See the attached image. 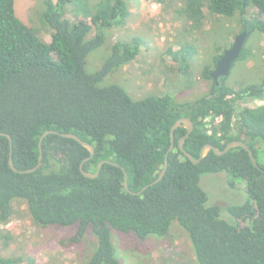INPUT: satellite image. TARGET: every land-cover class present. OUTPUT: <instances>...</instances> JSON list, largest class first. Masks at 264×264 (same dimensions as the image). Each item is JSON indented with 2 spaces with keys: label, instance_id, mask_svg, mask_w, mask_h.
<instances>
[{
  "label": "trees",
  "instance_id": "16d2710c",
  "mask_svg": "<svg viewBox=\"0 0 264 264\" xmlns=\"http://www.w3.org/2000/svg\"><path fill=\"white\" fill-rule=\"evenodd\" d=\"M181 2L191 28L203 24L206 11L214 21L234 19L241 30L247 29V39L252 32L264 35V0ZM129 3L45 0L37 23L27 25L16 14L15 0H0V133L12 139L10 149L8 139L0 135V227L20 215L15 207L23 203L36 229L76 227L61 242L66 249L80 245L90 230L94 246L78 264H121L115 233L138 242L149 237L169 241L170 226L176 223L189 239L194 264H264V104L242 106L246 100L264 99V73L256 83H230L225 77L216 86L209 73L222 54L217 43L212 65L199 73L207 90L195 98L159 93L133 100L116 84L100 86L108 74L138 55V39L109 37L127 22ZM251 8L259 19L246 20ZM99 48L108 56L90 74L85 70L87 56ZM251 52L243 46L237 60L253 59ZM180 70L189 76V90L196 83L194 74L189 66ZM180 118L193 124L183 144L193 159L205 144L222 151L229 142L241 141L257 166L239 147L222 156L209 151L193 164L178 148L186 133L180 127L174 131L163 178L139 194L127 192L122 169L133 193L153 182L171 144L170 128ZM49 130L76 135L93 147L94 155L83 162L90 156L86 148L50 134L42 141L38 169L26 174L12 171L10 153L16 169L36 166L38 140ZM102 161L110 163L101 166L96 178L82 175V162L83 170L93 174ZM210 174L215 175L208 182L220 178L225 187L244 191L246 201L208 205L200 181ZM11 240L9 232L0 230V246L7 248ZM30 262L0 255V264Z\"/></svg>",
  "mask_w": 264,
  "mask_h": 264
},
{
  "label": "rangeland",
  "instance_id": "374dc122",
  "mask_svg": "<svg viewBox=\"0 0 264 264\" xmlns=\"http://www.w3.org/2000/svg\"><path fill=\"white\" fill-rule=\"evenodd\" d=\"M44 1L15 0L17 16L27 25L36 24ZM51 1L56 3L57 0ZM182 6L181 0H130L127 22L120 29L112 30L109 37L111 41L138 39V55L108 74L100 86L116 84L133 100L159 93L189 100L188 98L204 93L208 83L199 79V73L205 65H212L216 44L222 45L223 52L231 47L234 37L242 30L234 19L214 21L215 18H210L206 11L203 24L199 28H191L189 20L181 12ZM66 17L73 19L70 12L66 13ZM254 18L260 17L257 16V10L251 8L246 20L251 21ZM231 32L233 35L237 34L233 37ZM42 36L44 40H49L48 35ZM246 40L243 46L248 52L252 51L254 58L244 60L245 62L236 60L227 75L230 83H256L264 73V35L252 32ZM189 51L191 54L188 56ZM177 52L180 53L175 56ZM107 56L104 48L91 52L86 59V72L94 74ZM187 66L190 67V73L194 74L191 77L196 82L189 90H185V78L189 76L180 70ZM263 104L264 99L246 100L242 106L254 107ZM214 175H204L200 181L207 195L208 205L222 206L225 202L242 204L246 201L244 191L225 187L220 178L217 183L208 182V178L211 179ZM15 209L20 215H16L6 226L0 227L1 233L9 232L12 237L10 246H0V255L3 257H20L24 263L30 259V264H78L77 260L90 253L94 246L89 230L80 245L66 249L61 242L75 232V226L39 230L34 227L23 203H19ZM170 230L169 241L149 237L138 242L133 237L115 233V237L119 236L115 245L121 264H194L193 251L186 233L176 223L171 224ZM25 255L26 258H23Z\"/></svg>",
  "mask_w": 264,
  "mask_h": 264
},
{
  "label": "water",
  "instance_id": "95a60500",
  "mask_svg": "<svg viewBox=\"0 0 264 264\" xmlns=\"http://www.w3.org/2000/svg\"><path fill=\"white\" fill-rule=\"evenodd\" d=\"M248 36V31L247 29H243L238 35H236L234 37V40H233V43L231 45L230 48L224 50L220 56L219 59H217L216 63H215V67L214 69L209 73V76L214 80L215 82V85H219L220 81L227 77V75L229 74V71L233 65V63L239 58V55L241 53V50L243 48V45H244V42L246 40ZM184 128L186 130V133L185 135L178 141V148L179 150L184 154V156L189 159L190 162H192L193 164H198L202 159H204L206 157V155L208 154L209 151H212L214 154H216L217 156H222L223 154H225L228 150L232 149V148H236V147H239V148H242L244 149L248 155H249V158H250V161L252 162V164L254 166H257L256 164V161L253 157V154L251 152V150L248 148V146L241 142V141H231L229 142L225 148L222 150V151H219L217 148H215L213 145L211 144H205L202 146L201 150H200V153H199V157L198 159H193L192 156L187 152L185 151L184 147H183V144H184V141L185 139L189 136V134L192 132L193 130V124L192 122L188 119V118H180L178 120H176L174 122V124L171 126L170 128V132H169V137H170V146L165 154V157H164V161H163V166H162V169L161 171L159 172L157 178L151 182L150 184H148L147 186H145L144 188H142L140 191L136 192V193H133L129 190L128 188V185H127V175H126V172L124 169H122L123 171V188L129 192V193H132V194H139L141 193L143 190H145L147 187L149 186H152L154 184H156L158 181H160L165 172H166V169H167V160H168V154L172 151L173 147H174V137H173V134H174V131L177 129V128ZM50 134H58L54 131H45L39 138L38 140V148H39V156H38V160H37V164L36 166H34L33 168L31 169H27V170H18L14 167L13 165V162H12V158H11V153L9 155V159H8V165L9 167L11 168L12 171L16 172V173H21V174H26V173H32L34 172L36 169H38V167L40 166L41 164V161H42V141L43 139L50 135ZM1 136H5L8 141H9V147L10 149L12 148V139L9 135L7 134H4V133H0ZM60 137L62 138H66V139H71V140H74L76 141L79 145L83 146L84 148H86L90 154L89 158L85 159L83 162H85L86 160L90 159L93 155H94V149L93 147L81 140L79 137H77L76 135L72 134V133H59L58 134ZM83 162L80 164V171L82 173V175L86 178H89V179H94L96 178L98 175H99V172H100V169H101V166L104 164V163H110L109 161H102V162H99L97 167H96V172L91 174L89 172H86L83 170L82 168V165H83Z\"/></svg>",
  "mask_w": 264,
  "mask_h": 264
},
{
  "label": "crops",
  "instance_id": "0c3cea01",
  "mask_svg": "<svg viewBox=\"0 0 264 264\" xmlns=\"http://www.w3.org/2000/svg\"><path fill=\"white\" fill-rule=\"evenodd\" d=\"M234 40V39H233ZM233 43V42H232Z\"/></svg>",
  "mask_w": 264,
  "mask_h": 264
}]
</instances>
